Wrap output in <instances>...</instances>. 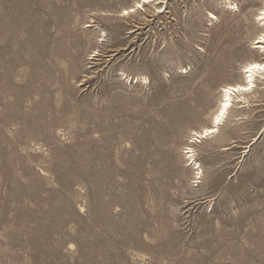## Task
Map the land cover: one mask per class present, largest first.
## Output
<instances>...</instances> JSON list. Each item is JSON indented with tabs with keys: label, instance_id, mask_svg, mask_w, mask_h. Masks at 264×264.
I'll return each instance as SVG.
<instances>
[{
	"label": "rangeland",
	"instance_id": "rangeland-1",
	"mask_svg": "<svg viewBox=\"0 0 264 264\" xmlns=\"http://www.w3.org/2000/svg\"><path fill=\"white\" fill-rule=\"evenodd\" d=\"M262 4L0 0V264H264Z\"/></svg>",
	"mask_w": 264,
	"mask_h": 264
},
{
	"label": "bare ground",
	"instance_id": "bare-ground-1",
	"mask_svg": "<svg viewBox=\"0 0 264 264\" xmlns=\"http://www.w3.org/2000/svg\"><path fill=\"white\" fill-rule=\"evenodd\" d=\"M148 1L150 0H142V2H148ZM135 5H139V2H137ZM132 11H134V6L123 9L121 12L122 14H128L129 12ZM257 14L258 16L260 15L259 18L258 17L257 18L259 20H263V24H264V4H262V7L259 9V13ZM256 39H257L256 43L258 44L257 46L258 50L264 53V33H261L259 36H257ZM233 49L234 47L231 44H229L226 48L222 49L220 57L216 60L214 70H220L225 67V62L227 63L229 62L230 53ZM242 70L244 74L242 83H232V84L226 83L221 86L222 94L219 100V104L215 110V113L214 115H212L213 118L210 126L203 127L199 131L193 130L194 131L193 135H196L197 137H204L209 134L211 135L217 131L218 126L222 123V120L226 116V113L228 112L230 107H232L233 104L232 101L234 99H240L243 93H246L247 91L251 90V88L253 87L254 75L256 73L264 75V63L259 61H248L243 64ZM241 98L243 100L245 99V97H241Z\"/></svg>",
	"mask_w": 264,
	"mask_h": 264
}]
</instances>
